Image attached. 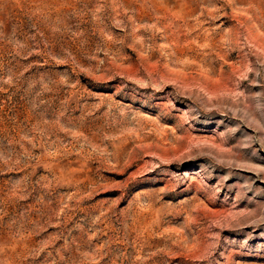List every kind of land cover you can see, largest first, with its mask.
Listing matches in <instances>:
<instances>
[{"label": "rangeland", "instance_id": "374dc122", "mask_svg": "<svg viewBox=\"0 0 264 264\" xmlns=\"http://www.w3.org/2000/svg\"><path fill=\"white\" fill-rule=\"evenodd\" d=\"M0 264H264V0H0Z\"/></svg>", "mask_w": 264, "mask_h": 264}]
</instances>
